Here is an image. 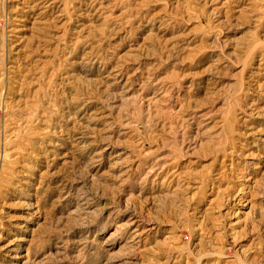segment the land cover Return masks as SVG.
<instances>
[{"label":"rangeland","instance_id":"rangeland-1","mask_svg":"<svg viewBox=\"0 0 264 264\" xmlns=\"http://www.w3.org/2000/svg\"><path fill=\"white\" fill-rule=\"evenodd\" d=\"M0 264H264V0H0Z\"/></svg>","mask_w":264,"mask_h":264}]
</instances>
